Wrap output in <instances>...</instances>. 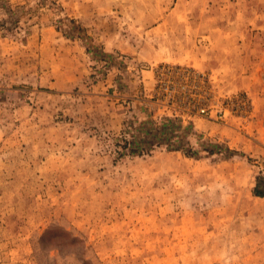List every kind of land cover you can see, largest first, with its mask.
<instances>
[{
    "label": "rangeland",
    "instance_id": "1",
    "mask_svg": "<svg viewBox=\"0 0 264 264\" xmlns=\"http://www.w3.org/2000/svg\"><path fill=\"white\" fill-rule=\"evenodd\" d=\"M264 0H0V264H264Z\"/></svg>",
    "mask_w": 264,
    "mask_h": 264
},
{
    "label": "trees",
    "instance_id": "2",
    "mask_svg": "<svg viewBox=\"0 0 264 264\" xmlns=\"http://www.w3.org/2000/svg\"><path fill=\"white\" fill-rule=\"evenodd\" d=\"M262 181V180H261ZM263 184V187H260L258 184L254 188V193L256 195L264 196V181L261 182Z\"/></svg>",
    "mask_w": 264,
    "mask_h": 264
}]
</instances>
